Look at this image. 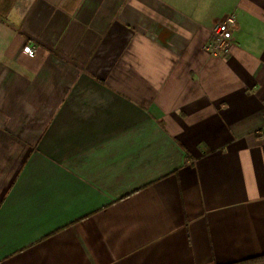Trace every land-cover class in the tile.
<instances>
[{
	"label": "crops",
	"instance_id": "obj_1",
	"mask_svg": "<svg viewBox=\"0 0 264 264\" xmlns=\"http://www.w3.org/2000/svg\"><path fill=\"white\" fill-rule=\"evenodd\" d=\"M0 264H264V0H0Z\"/></svg>",
	"mask_w": 264,
	"mask_h": 264
},
{
	"label": "built area",
	"instance_id": "obj_2",
	"mask_svg": "<svg viewBox=\"0 0 264 264\" xmlns=\"http://www.w3.org/2000/svg\"><path fill=\"white\" fill-rule=\"evenodd\" d=\"M234 23L235 19L232 16H228L213 28L211 41L208 44L210 52L216 54L227 49L228 39L231 33L230 26ZM24 52L32 56L35 53V48L33 46H25Z\"/></svg>",
	"mask_w": 264,
	"mask_h": 264
}]
</instances>
